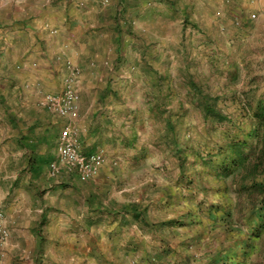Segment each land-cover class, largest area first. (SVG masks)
Returning <instances> with one entry per match:
<instances>
[{
  "label": "rangeland",
  "instance_id": "374dc122",
  "mask_svg": "<svg viewBox=\"0 0 264 264\" xmlns=\"http://www.w3.org/2000/svg\"><path fill=\"white\" fill-rule=\"evenodd\" d=\"M203 2L213 3L209 12ZM216 5L161 0L160 22L146 21L137 28L142 34L126 32L142 42L110 50L125 58L108 64L113 72L128 73L120 78L128 88L105 96L126 113L104 121L112 137L99 150L107 158L106 173L82 181L96 195L98 231L110 207L139 204L144 254H135L136 264H264V228L255 227L262 212L259 185L240 189L246 171L217 175L220 148L244 138L254 123L252 108L264 102V42L240 49L233 15ZM208 100L224 117L205 114ZM68 125L75 127L68 122L64 130ZM61 206L59 212L69 216L71 203ZM96 258L112 264L107 255Z\"/></svg>",
  "mask_w": 264,
  "mask_h": 264
},
{
  "label": "crops",
  "instance_id": "0c3cea01",
  "mask_svg": "<svg viewBox=\"0 0 264 264\" xmlns=\"http://www.w3.org/2000/svg\"><path fill=\"white\" fill-rule=\"evenodd\" d=\"M216 3L233 15L240 49L262 45L264 0ZM210 4L200 6L209 12ZM160 5L161 0L0 3V209L11 231L8 241L0 242L5 264H100L96 256L103 254L112 264H136L134 257L144 254L141 217L128 210L138 203L110 207L98 231L96 195L87 192L75 171L63 168L52 175L51 164L59 160V140L68 122L79 130L86 153L99 151L112 139L104 121L116 114L124 117L126 108L105 95L125 92L128 80L120 78L128 73L112 71L108 62L125 58L118 51L112 54L111 47L142 42L126 32L144 29L146 21L160 22ZM227 31L233 38L232 28ZM71 65L81 71L80 97L78 109L66 117L42 106L41 100L63 89ZM106 165L97 177L104 176ZM62 203H71L69 216L59 212ZM64 224L86 226L65 231Z\"/></svg>",
  "mask_w": 264,
  "mask_h": 264
},
{
  "label": "built area",
  "instance_id": "2783aa9c",
  "mask_svg": "<svg viewBox=\"0 0 264 264\" xmlns=\"http://www.w3.org/2000/svg\"><path fill=\"white\" fill-rule=\"evenodd\" d=\"M70 74L65 79V85L60 92H50L44 95L41 105L61 115L69 116L79 107L80 70L71 65ZM59 160L51 164V173L57 176L65 168L71 172H77L84 181L95 178L107 162L104 151L86 153L83 151L79 133L75 127L68 125L63 131L58 145ZM6 217L0 209V242L5 243L11 235L10 228L6 225Z\"/></svg>",
  "mask_w": 264,
  "mask_h": 264
},
{
  "label": "trees",
  "instance_id": "16d2710c",
  "mask_svg": "<svg viewBox=\"0 0 264 264\" xmlns=\"http://www.w3.org/2000/svg\"><path fill=\"white\" fill-rule=\"evenodd\" d=\"M203 108L206 115L224 117L211 100L206 101ZM252 110L254 123L244 138H231L227 146L220 148L221 163L217 175L226 177L246 171L241 177L240 189L248 192V182L252 187L259 185L255 190L260 194L258 203L262 212L255 227L260 230L264 228V102L260 101ZM128 210L134 212L136 217H141L142 211L138 207Z\"/></svg>",
  "mask_w": 264,
  "mask_h": 264
}]
</instances>
